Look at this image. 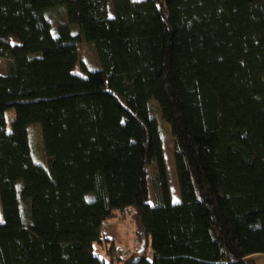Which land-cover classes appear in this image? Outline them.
Returning <instances> with one entry per match:
<instances>
[{
  "label": "trees",
  "instance_id": "16d2710c",
  "mask_svg": "<svg viewBox=\"0 0 264 264\" xmlns=\"http://www.w3.org/2000/svg\"><path fill=\"white\" fill-rule=\"evenodd\" d=\"M0 59V264H264V0H0Z\"/></svg>",
  "mask_w": 264,
  "mask_h": 264
},
{
  "label": "rangeland",
  "instance_id": "374dc122",
  "mask_svg": "<svg viewBox=\"0 0 264 264\" xmlns=\"http://www.w3.org/2000/svg\"><path fill=\"white\" fill-rule=\"evenodd\" d=\"M53 28L57 27L59 21L62 23L66 22V17L61 9H56L52 12ZM74 33H77L75 29H72ZM78 55L80 61L83 63V66L86 70H93L98 67V62L96 55L92 47L83 41L78 45ZM81 62H78L74 68V73L86 76V72H83L81 69ZM5 72V61L0 59V73ZM13 110H10L6 113L7 127H9V122L12 119ZM158 125L160 127L161 136H162V149H163V158L166 168V175L168 181V187L170 192V198L172 203H177L180 201L178 185L175 177L174 161H173V147L172 141L169 137L167 127L160 120H158ZM29 137L32 148V156L34 160L38 162H44V157L42 153V143L40 131L37 126H32L29 128ZM152 200V195L149 196V202ZM117 227L115 228L122 237H125V240L130 241V243L124 247V255H137V252L140 249V243L137 240L136 227L134 222L129 216L117 215L110 219ZM103 232V241L108 232L106 225L104 224L102 228ZM114 244V243H113ZM101 248V246H100ZM254 263L262 264L260 257L253 258Z\"/></svg>",
  "mask_w": 264,
  "mask_h": 264
},
{
  "label": "crops",
  "instance_id": "0c3cea01",
  "mask_svg": "<svg viewBox=\"0 0 264 264\" xmlns=\"http://www.w3.org/2000/svg\"><path fill=\"white\" fill-rule=\"evenodd\" d=\"M105 225L108 230L105 239L114 243L115 247L124 252V247H126L130 241L125 240V237H122V235L118 233V231L115 229L117 225L110 221V219L106 221Z\"/></svg>",
  "mask_w": 264,
  "mask_h": 264
}]
</instances>
